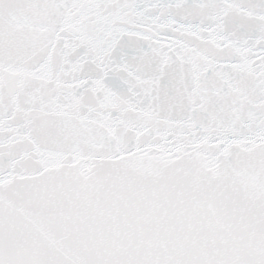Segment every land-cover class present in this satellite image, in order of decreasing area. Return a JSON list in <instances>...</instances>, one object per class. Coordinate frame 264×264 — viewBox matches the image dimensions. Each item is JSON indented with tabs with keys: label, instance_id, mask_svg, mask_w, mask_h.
I'll return each instance as SVG.
<instances>
[{
	"label": "snow or ice",
	"instance_id": "obj_1",
	"mask_svg": "<svg viewBox=\"0 0 264 264\" xmlns=\"http://www.w3.org/2000/svg\"><path fill=\"white\" fill-rule=\"evenodd\" d=\"M0 264H264V0H0Z\"/></svg>",
	"mask_w": 264,
	"mask_h": 264
}]
</instances>
